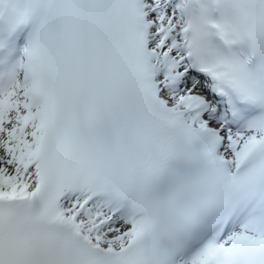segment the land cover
<instances>
[{
    "label": "snow or ice",
    "instance_id": "1",
    "mask_svg": "<svg viewBox=\"0 0 264 264\" xmlns=\"http://www.w3.org/2000/svg\"><path fill=\"white\" fill-rule=\"evenodd\" d=\"M0 264H264V0H0Z\"/></svg>",
    "mask_w": 264,
    "mask_h": 264
}]
</instances>
